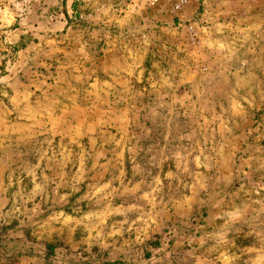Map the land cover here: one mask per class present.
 I'll return each instance as SVG.
<instances>
[{
  "label": "rangeland",
  "instance_id": "374dc122",
  "mask_svg": "<svg viewBox=\"0 0 264 264\" xmlns=\"http://www.w3.org/2000/svg\"><path fill=\"white\" fill-rule=\"evenodd\" d=\"M0 264H264V0H0Z\"/></svg>",
  "mask_w": 264,
  "mask_h": 264
}]
</instances>
